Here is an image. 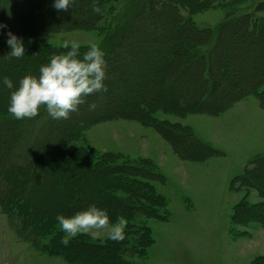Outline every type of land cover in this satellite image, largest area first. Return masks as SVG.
I'll return each instance as SVG.
<instances>
[{
  "label": "rangeland",
  "instance_id": "374dc122",
  "mask_svg": "<svg viewBox=\"0 0 264 264\" xmlns=\"http://www.w3.org/2000/svg\"><path fill=\"white\" fill-rule=\"evenodd\" d=\"M36 1H22L14 16L2 22L6 34L0 43V77L8 76L15 84L25 74H38L39 66L64 51L65 43L77 42L81 52L96 43L110 59L105 80L128 81L130 87L124 92L138 96L128 110L121 109L122 115L84 123L75 136L72 132L62 157L54 147L59 133L51 129L52 149L39 157L47 179L44 185L9 179L10 197L17 198L21 211H5L0 205V264L119 262L115 255L110 258L118 242L98 257L90 253H99L97 248L85 243L103 240L108 229L77 234L62 246L63 233L49 216H69L94 201L97 206L107 204V211H125V204L111 199L113 193L127 198L123 188L107 185L111 178L126 184L125 177L88 167V162L99 165L100 158L104 167L126 160L141 166L147 174L132 177L143 178L136 181V191L144 189L137 192L143 198L137 200V208L144 204L155 209L133 211L130 221L125 214L110 219V224L120 217L126 221L129 243L119 255L121 264H264V204L260 203L264 202V166L256 168L254 162L264 155V109L255 94L264 81L255 93H243L264 72V35H257L258 43L252 41L256 32H264V0H217L214 6L203 4L205 0H72L67 10L55 9L53 0ZM176 1L193 8L180 11L186 25L178 19ZM93 6L99 8L93 17L83 14ZM70 18L79 20L64 27ZM242 20L255 31L246 32ZM8 23L26 25L24 33L17 32L24 37L22 58L6 56ZM195 28L203 32H192ZM117 39L130 42L112 51ZM178 47L189 53L190 60L201 54L204 60H214L209 68L214 77L221 76L207 93V103L192 109L186 105L201 99L204 80L200 82L195 63L172 65ZM117 67H123L124 75L112 77ZM9 91L0 85V127L16 119L7 111ZM231 92L238 95L229 99ZM113 94L117 93L102 90L89 97L105 104ZM220 102L224 106H217ZM129 109L138 112L127 115ZM85 113L80 104L68 118L79 122ZM68 208L76 211L68 214ZM144 226L150 240L139 255L132 249V239L141 238Z\"/></svg>",
  "mask_w": 264,
  "mask_h": 264
},
{
  "label": "trees",
  "instance_id": "16d2710c",
  "mask_svg": "<svg viewBox=\"0 0 264 264\" xmlns=\"http://www.w3.org/2000/svg\"><path fill=\"white\" fill-rule=\"evenodd\" d=\"M22 1H24V0H22ZM22 1L21 0H0V43H1V38L6 34L5 33L6 29L3 27V23L6 19V17L14 16L13 12H15L16 9H18L17 6H19V4L22 5V3H21ZM38 1L39 0H37L36 2H38ZM161 1H163V0H159V2H161ZM176 2L177 3L175 5L177 8L178 19L179 20L181 19L182 23L185 24L186 19L182 18V14L180 11L181 10L182 11L183 10L184 11H191L193 8L190 5H187L186 3L182 4L179 1H176ZM216 2H217V0H205L203 4H206V5L210 4V5L214 6ZM31 9H32L31 6L25 8V10L27 12L31 11ZM164 9H166V8H163L162 10H164ZM94 13L95 12L92 9L91 10L86 9L83 14H86L89 17H93ZM78 20L79 19L70 18L68 23L63 25V26L64 27L69 26V24H72L73 22L78 21ZM244 20H242L241 22L246 24V26H247L246 32H251V31L254 32L255 30L251 29L248 26V22H245L247 20H245V21ZM187 23H189V21H187ZM8 24L10 25L9 31L16 34L17 36H19L18 35L19 33L17 34V32L20 31V33H22L24 31L25 26H26L25 23L20 24V25H18L17 23H8ZM77 25L79 26V25H84V24H77ZM228 25L233 26V25H235V23L229 22ZM141 29L142 28L140 27L139 29H135V30L138 32V31H141ZM195 29H192V32H195V31H196V33L203 32L201 30H197V28H195ZM113 32L116 33L115 31H113ZM262 34L264 35L263 31L259 32V34H258V32H256V36H254L256 39L252 40V41L258 43L259 41L257 39L258 38L257 35H262ZM205 35L206 34L203 33V36H205ZM129 42H124L123 40L121 41V40L117 39V40L113 41V43L111 45L112 46L111 50L114 51L116 48L123 47L124 45L129 44ZM215 43H214V45L216 47L215 48L216 53L214 56L216 57L217 51H218L217 49L219 46V41H217ZM188 49H189V47H188ZM174 53H175V55H174L172 65H175L178 61H181L182 63H184V62L195 63L196 69H198L200 71V78H201L200 82L202 83V81L204 80L203 84H202L203 86H201V90H200L202 92L201 99L198 102H196V101L190 102L189 104L186 105V107H189L190 109H192V106L193 107L200 106V102L201 103L202 102L207 103V101H208L207 100L208 99L207 93L209 91H211L215 85H217V82H218L217 80H219L218 78L221 77V76L214 77L213 73L211 72V68H209L210 66L213 68L214 60L211 61V58L208 59L209 61L207 59L204 60L205 57L203 56V54L197 55L196 59L190 60L187 57L189 53L188 52L185 53L184 49L182 47H178L177 49H175ZM184 53H185V55H184ZM182 55H184L182 58L179 57ZM185 57H187V58L184 59ZM105 60L108 61L110 59L105 57ZM262 62L264 63V59L262 60ZM169 64L170 63H167L166 65H168V67H169ZM203 69H206V71L208 73H210V75L206 76L207 78L204 77V75H203V73L206 72V71H203ZM123 71H124L123 67H117L115 69V71L113 69L111 71L112 77H114V75L121 77L122 75H124ZM161 72H162V75L165 73L163 70ZM256 78H260V81H258L254 86L253 85L246 86L247 88L243 92L244 94H247L248 92H250V93L256 92L258 86H260L261 82L264 81V72L260 73V75H257L254 80H256ZM251 81H253V80H251ZM249 83H251V82H249ZM104 84L106 85V91L110 90L112 92H115V94L117 93L116 96H114V94H113L112 99H110V98L106 99L105 104H102L101 103L102 101L100 102L99 99L95 98V100H93L89 96L84 97V103H82V105L85 108V111H86L85 114L86 115H85V117H82V120H80L79 122L74 121L71 118L70 119L69 118H67V119H52L49 116L46 108L41 106V108L38 110V113L36 116H34L32 118H24V119H20V120L14 119L13 121H11V123H9L8 126L0 127V131H4L3 134H1V132H0V205L2 206V208L5 211H9L10 209H13V210L16 209V210L21 211V209L18 208L20 206V202H18L17 198L12 199L13 197H10V194H11L10 189L11 188L7 187V182L9 181V179H11V180L16 179L17 181H19L20 183H23L24 185H26L29 182L30 184H32L31 186H34L36 183L42 186L47 182L45 175H43L44 171L42 170V166H41L42 163L39 160V157L45 151L52 149L51 145L49 143V138L52 137L51 136V129L54 128V129H56V132L59 133V140L57 141V143L54 144V147L56 149H60L59 154L62 157V154L60 152H62V147H63L64 143L67 142V140L73 136L71 134L72 132L75 136L84 127L83 126L84 123L90 124V122H92V121H97V120L104 119V118L122 115V114H120V113H122L121 109L125 108L128 110L130 101L135 102V100H136L135 97L138 96L136 93L135 94H132V93L129 94V93L124 92V88L127 89L130 87V83L128 81L117 82L115 80H110V81L105 80ZM157 85L158 84H154L153 88L157 89ZM92 94H94V93H92ZM255 94H256V97L259 101V105L264 109V86L262 88H260V90H258L257 93H255ZM237 95H238V93L231 92V94L229 95V99L233 98ZM221 102L218 103L217 106H219V107L224 106V104L222 103L223 104L222 105ZM107 103H111V104H107ZM90 105H94V107H90ZM170 105L173 106L174 104H170ZM150 106H152V104ZM201 106H203V105H201ZM133 112H138V109L137 110L136 109L130 110V112H127V115L131 114ZM41 118H42V120H40ZM39 121H40V123H39ZM41 121H42V125H41ZM65 129H67V134H66ZM71 129L73 131H71ZM64 130H65V133L63 132ZM168 134H170V136H171V132H168ZM81 152L83 153L84 151H81ZM198 153H200V152H198ZM63 158H64V156H63ZM102 159H104V158H102ZM102 159L100 158V163H105V162H102ZM69 160H71V159H68V161ZM254 162L256 163V168L259 167V165L264 166V155L257 157L254 160ZM100 163H99V165H97V164L95 165L94 163L92 164V162H90V163L88 162V167L90 169H93L94 171H98L101 174H107V175H110L113 177H119V175L117 174V173H119L120 176L125 177L124 180H122V181H124L126 183V184L117 183L116 182L117 180H114L116 178L112 179L111 177H110L111 180L107 183V185L109 187H121V188H123L124 192L126 193V197H127L125 199H122L118 196L116 197V195L114 193L111 195V199L114 200L115 204L118 202L125 204L126 209H124L125 211H122V210L117 208L116 210L108 211L109 219H113L116 215L119 216L120 214H125V216L130 221L132 219L131 215H132L133 211L138 212L140 210V212L146 213V212H151V211L155 210L154 208H151L148 205L143 206L144 204H141L142 205L141 209L137 208L138 207L137 206L138 205L137 200H139V199L143 200V198L138 193L142 192L144 189H140L139 190L140 192H138V191H136L137 187H135V186L137 185L136 181H138V180L140 181L143 178H141V179L139 178L137 180H132V179H134L132 177H134L135 175H139V176L143 177L147 174L146 172H143L141 170L142 169L141 166H139L135 163H132L131 161H128V160H126L123 163L118 164V165H111V166L105 165L106 167L102 166L103 164L100 165ZM15 172H16V174H15ZM151 174H154V173H151ZM156 175H157V173H156ZM25 181H27V182L25 183ZM24 185H23V187H25ZM63 193L66 194L65 192H63ZM155 197L158 198V197H162V196L155 195ZM94 202H92V203H94ZM133 202H136V206ZM146 202L149 203L148 201H146ZM260 203L264 204L263 200ZM94 204H96V203H94ZM106 205L107 204H103V205H99V206L106 208ZM72 211H76V209H72V208L67 209L68 214H69V212H72ZM49 216H50V218L55 219V215H49ZM124 232L126 233L127 231H124ZM141 233H142V235H140L141 238L139 236H134L137 239L136 238L132 239L133 244H134L132 246V249L133 250L135 249V251H137L139 255H140V253H143V251H145L144 249L147 246L148 240H150L149 228H147L146 226L142 227ZM145 234H146V236H145ZM114 242L115 241L109 240L107 237H105L103 240H97L95 242L85 241L87 248H91L94 246H95V248H97V251L99 253H94V252L90 251V253H92L91 255L93 257L94 256L98 257L99 254L104 253V252H108L109 246L110 245L112 246ZM118 243H119L118 247L114 248V245H113L111 248L112 253H114V254H112V256H110V258H112L115 255V259H117L119 261L117 263L115 261L113 264H121L120 263L121 261L119 259V257H120L119 255H121L122 251H124V247L127 246L129 241L127 242V239L125 238L124 240H122ZM135 245L136 246L138 245V246L134 247ZM62 246H63V244H62ZM136 248H138V249H136ZM88 255H90V254H88ZM88 255L86 254L87 257H88ZM107 259L109 260V257ZM92 263L93 264H100L96 261H94V262L90 261L89 264H92ZM105 263L109 264V261L106 260L104 262V264Z\"/></svg>",
  "mask_w": 264,
  "mask_h": 264
},
{
  "label": "clouds",
  "instance_id": "9594fccd",
  "mask_svg": "<svg viewBox=\"0 0 264 264\" xmlns=\"http://www.w3.org/2000/svg\"><path fill=\"white\" fill-rule=\"evenodd\" d=\"M71 4L72 0H53L58 10H67ZM92 10L99 12L96 6ZM6 43L10 49L6 56L19 59L25 55L22 37L9 32ZM106 68L105 52L96 43L83 52L77 42L65 43L64 51L50 55L39 66L38 74H25L15 84L8 76L0 77V85L10 90L7 111L20 120L36 116L43 106L52 119H67L84 103V97L106 91ZM55 221L63 233L60 243L65 246L77 234L104 229H108L109 240L125 239V219L120 217L118 223L110 224L108 211L94 203L69 216L57 213Z\"/></svg>",
  "mask_w": 264,
  "mask_h": 264
},
{
  "label": "bare ground",
  "instance_id": "6f19581e",
  "mask_svg": "<svg viewBox=\"0 0 264 264\" xmlns=\"http://www.w3.org/2000/svg\"><path fill=\"white\" fill-rule=\"evenodd\" d=\"M93 264V263H92Z\"/></svg>",
  "mask_w": 264,
  "mask_h": 264
}]
</instances>
